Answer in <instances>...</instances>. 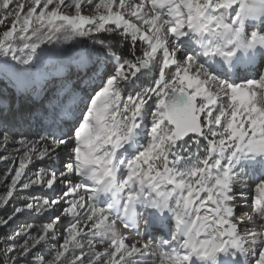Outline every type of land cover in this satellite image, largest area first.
<instances>
[{
  "label": "snow or ice",
  "instance_id": "snow-or-ice-1",
  "mask_svg": "<svg viewBox=\"0 0 264 264\" xmlns=\"http://www.w3.org/2000/svg\"><path fill=\"white\" fill-rule=\"evenodd\" d=\"M0 29V70L39 100L32 138L0 122V205L32 201L0 226L48 217L0 264H264V0H0ZM61 38L100 52L41 86Z\"/></svg>",
  "mask_w": 264,
  "mask_h": 264
},
{
  "label": "rangeland",
  "instance_id": "rangeland-1",
  "mask_svg": "<svg viewBox=\"0 0 264 264\" xmlns=\"http://www.w3.org/2000/svg\"><path fill=\"white\" fill-rule=\"evenodd\" d=\"M48 49L47 57L43 61V63L40 65L38 74L40 76V85L43 86L44 83L48 80H51L53 76L49 73V68L53 65L55 67H58L56 70V75L54 77L57 78V87H59V81H60V75L62 77H65L70 82H77L78 75H83L82 72L78 73L77 69V62L82 54L86 53H92L94 55H98L100 52L101 45L94 43L92 39H86L82 40L80 38H72V39H66L61 38L60 40L45 46ZM260 60L259 57L257 58V66L259 65ZM20 66H15L12 68L8 73H5L3 70H0V82L6 83L7 81H14V78L12 76V72L16 71ZM255 75V70H249L245 71L242 69V71L239 73L240 77H243L245 75ZM35 75V74H33ZM152 73H148L145 76H142L140 81L137 82V88L141 86H148L151 83L152 80ZM16 83V82H15ZM51 87V85H49ZM4 107L7 110H11V106L9 103L1 99ZM39 100L36 101V103H33L32 100L26 95L23 94V98L21 99V105L16 111H21V113L24 111L26 115V120H23L21 128L13 127L11 128L14 130L17 134L23 133L25 136H28L29 138H32L30 136L31 134V127L29 126V117L32 116V113H38ZM17 116V114H16ZM3 155H9L10 159H15L18 155L17 153L12 152L11 149H8L7 151H0V156ZM1 163H5V169L8 166V162L4 160H0ZM6 183L7 181L0 182V194H3L6 191ZM37 195H41V193H37ZM47 195H52V193H47ZM26 202H32L31 198L25 196L24 199L20 198L18 195L14 194L13 198L9 201V204L7 206L11 207L12 214L14 212V209L16 207L23 208ZM0 205V207H7ZM242 211H250V209H238V212ZM55 214H58L55 213ZM33 217H42L45 218V220L42 222L46 223L48 220L47 216H38L35 213L25 210L19 214H16L13 218L10 227V234L14 233L15 231H21L24 230L25 225H30V222L33 221ZM41 224V225H42ZM33 225V223H32ZM58 229H62L63 225H58ZM46 251V252H44ZM157 253H159V249L156 250ZM46 253V257L48 256V249H43V254Z\"/></svg>",
  "mask_w": 264,
  "mask_h": 264
},
{
  "label": "trees",
  "instance_id": "trees-1",
  "mask_svg": "<svg viewBox=\"0 0 264 264\" xmlns=\"http://www.w3.org/2000/svg\"><path fill=\"white\" fill-rule=\"evenodd\" d=\"M2 30V29H0ZM106 43H111L113 45V47L117 48V50H125L126 49V45L124 44H120L117 45L116 41L114 39L111 38H106ZM58 67H55L54 65L52 67L49 68V73L54 77L56 75V70ZM62 75H60V80L62 78ZM65 79V77H63ZM69 78V77H68ZM67 78V81H68ZM69 83H73L68 81ZM23 98V93L17 88V85L14 81H7L6 83H2L0 82V122H3L4 124H6L8 127L10 128H21L23 120H26V115L25 112L23 111L21 113V111H16L20 105H21V99ZM1 99H3L4 101H6L7 103L10 104V108L11 110H7ZM34 113V112H33ZM32 113V114H33ZM17 114V116H16ZM36 120L33 119L31 121V133L36 131ZM5 172V163H1L0 162V176H2ZM9 215H12V209L11 207L7 206V207H0V219H6ZM33 221L30 222V224L35 225L36 228H39L42 224V222L45 220V218L42 217H33ZM11 223H9V225L7 226H0V241L3 240V238L7 235H10V227H11ZM3 244H0V259L3 260H7V256L4 255L3 253ZM43 251V250H42ZM46 252V251H44ZM44 257H46V253L43 254Z\"/></svg>",
  "mask_w": 264,
  "mask_h": 264
},
{
  "label": "bare ground",
  "instance_id": "bare-ground-1",
  "mask_svg": "<svg viewBox=\"0 0 264 264\" xmlns=\"http://www.w3.org/2000/svg\"><path fill=\"white\" fill-rule=\"evenodd\" d=\"M254 68H255V66H254ZM254 68H253V69H254ZM251 70H252V69H251Z\"/></svg>",
  "mask_w": 264,
  "mask_h": 264
}]
</instances>
